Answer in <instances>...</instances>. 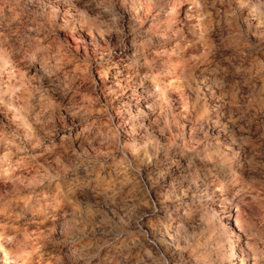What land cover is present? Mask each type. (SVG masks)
<instances>
[{
  "label": "clouds",
  "instance_id": "1",
  "mask_svg": "<svg viewBox=\"0 0 264 264\" xmlns=\"http://www.w3.org/2000/svg\"><path fill=\"white\" fill-rule=\"evenodd\" d=\"M0 264H264V0H0Z\"/></svg>",
  "mask_w": 264,
  "mask_h": 264
}]
</instances>
